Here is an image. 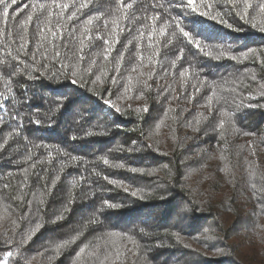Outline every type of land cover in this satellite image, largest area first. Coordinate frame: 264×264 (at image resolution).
<instances>
[{
  "label": "trees",
  "instance_id": "16d2710c",
  "mask_svg": "<svg viewBox=\"0 0 264 264\" xmlns=\"http://www.w3.org/2000/svg\"><path fill=\"white\" fill-rule=\"evenodd\" d=\"M178 2L18 0L19 14L0 19V259L264 264V16L258 0L244 19L229 0H203L210 7L192 14ZM157 14L169 25L163 37Z\"/></svg>",
  "mask_w": 264,
  "mask_h": 264
},
{
  "label": "snow or ice",
  "instance_id": "6c2138e0",
  "mask_svg": "<svg viewBox=\"0 0 264 264\" xmlns=\"http://www.w3.org/2000/svg\"><path fill=\"white\" fill-rule=\"evenodd\" d=\"M230 3L233 4V7L236 9V15L240 16L241 19H244L245 17H249L250 13H249V10L250 9H253V3H252V0H229ZM242 3L243 5V9L242 11H240V4ZM18 4V0H0V13H2V15H0V19H3L4 21H7L11 16H16L18 15L19 13L16 12V10L14 9L13 6L17 5ZM127 6V5H126ZM178 7H181L184 11H185V14H192V13H196L198 10H199V7H204V8H209L210 6L206 3H203V0L201 2V4L198 6L197 4V0H186V3H185V0H179L178 2ZM56 7L60 10V12L62 13L63 11L67 10L69 8V5L67 3L65 4H58L56 5ZM88 7V4L87 3H81L80 6H79V9L78 10H82L84 8ZM257 7L259 9V13L261 16H264V0H258V3H257ZM40 8L43 9L44 8V5L41 4L40 5ZM10 9H12V13H10ZM21 11H23V9H20ZM190 10V11H189ZM199 15L201 16H208L209 18L213 19V20H216L217 19V16H214V15H211V12L210 11H199ZM49 16H51V13H49ZM75 16V13L72 14V16H69L68 19H72V17ZM153 23H157L158 21L163 23V26L162 27H159V36L163 37L165 35V32H166V29L168 28V22H165V21H160V16L159 14L157 15H154L151 17ZM33 20V17L31 14H28L27 15V18L24 19L21 23V29L23 30H27V27L28 25L32 22ZM223 23H226V21H221ZM264 23V22H262ZM93 25V19L89 18L85 21V26L84 28L82 29L81 31V34H80V39H79V43H80V50L81 52H83V48L85 46V40L88 39L90 40L91 37L87 35V33L90 32V26ZM113 25H114V28H113V32L115 33L116 37L118 38L119 36V31H117V28L115 27L116 25V21L113 20ZM228 27H231V24H228L227 25ZM256 25L254 24L253 27H255ZM175 27L176 28H179L180 32L183 34V36L185 38H188V41L190 43H193L197 48H199L201 51L204 52V55L206 56H211V52L205 50L202 45H201V42L198 41V40H194L188 31H185L184 28L177 22L175 24ZM261 31H264V27H261ZM5 35L7 33H4ZM141 36H143V33L140 34ZM149 39L151 40L152 36H153V33H149ZM41 36L43 38V32H41ZM52 37H53V40H55L57 38V34L55 32L52 33ZM63 38V37H61ZM117 42L116 39H109V40H105L104 43H105V58H107L108 55H110L111 51L113 50V47H114V44ZM151 46V45H150ZM167 45H165L166 47ZM21 49H23L25 47L24 44H21L20 45ZM183 52V50L181 49V53ZM38 53L37 52H34L32 54L33 56V59H34V62L35 61V57ZM56 55L59 56V52H56ZM224 53L221 52L219 55H217L215 57V59H220L221 56H223ZM245 55V58L247 57V53L244 54ZM230 59H236L235 56H230L229 57ZM81 59H83V56H81ZM38 63V62H37ZM61 67L63 68L64 65H61ZM89 71L91 70L90 68L88 69ZM73 75H76L75 71L73 72ZM180 75L183 77L185 75V73L182 71L180 73ZM132 77L129 76L128 77V80L129 82L131 81ZM101 80V76L100 75H97L96 76V79L92 81V83H96L97 81H100ZM73 83H76L75 80L72 81ZM113 83H117V80L115 77H113ZM262 87H264V85H262ZM125 91H128V87L125 86ZM3 94H0V96H2ZM4 100L7 101V97H4ZM209 100H211V97H209ZM104 103L106 105H109L110 107H114V105H111L110 104V101L108 100H105ZM0 108H5V103H0ZM144 111H147V106H145V108L143 109ZM116 111L119 112L120 109L119 108H116ZM223 115L225 116H228L229 114L228 113H223ZM36 123L39 124L40 121L39 120H36ZM224 120H221L219 122V127L221 129L224 128ZM222 134V133H221ZM244 135H255V133H247V132H244L243 133ZM89 135H91V133H89ZM73 139H75V137H73ZM135 143V142H133ZM5 144H7V141H4V143H0V149H2ZM39 147V145H38ZM73 159H75V157H72ZM104 164L105 165H108L109 164V161L107 159H104ZM112 167H115V168H122L124 167L123 164H114V165H111ZM33 167H35V165H33ZM27 171V170H25ZM132 172H136L137 169L136 168H132L131 169ZM142 171V170H141ZM39 175V174H37ZM42 178V177H41ZM25 179H27V177H25ZM60 177L59 175H57L55 177V179L52 180V186L54 187L55 186V183L57 180H59ZM105 179H107V177H105ZM110 183H113V184H117L118 186H123L122 185V182H118V181H109ZM125 191H127L128 189L125 188L124 189ZM133 196H135L137 193L136 192H132L131 193ZM29 203H31V201H29ZM107 204V202H105ZM108 207H116V205H112V204H107ZM68 209L65 208V211H67ZM38 211V209H37ZM58 220H61L63 219V215L61 214L60 216L57 217ZM100 221L99 220H96V219H93L90 221V223L92 224H96V223H99ZM41 227L40 224H37L36 225V230H39V228ZM34 234V233H33ZM83 233H81L82 235ZM110 237H115L117 235H119L118 233H115V232H112V233H109L108 234ZM129 240H132V237L129 236L128 237ZM11 240H8L6 241V243H10ZM25 241L22 239L21 240V243H24ZM134 242V241H133ZM67 243V242H65ZM135 243V242H134ZM85 251V247H81L79 249V252H78V255L80 253H84ZM99 255H100V252H99V249L93 251L91 253V256H93L94 258H97L99 259ZM12 256V252L11 251H6L5 254H4V257L2 259H0V264H8V260L9 258ZM109 260V256L107 254H104L103 256V260L100 261V264H106V262Z\"/></svg>",
  "mask_w": 264,
  "mask_h": 264
}]
</instances>
